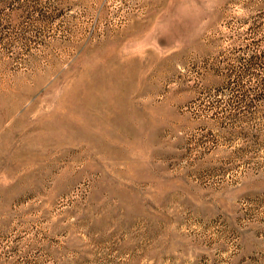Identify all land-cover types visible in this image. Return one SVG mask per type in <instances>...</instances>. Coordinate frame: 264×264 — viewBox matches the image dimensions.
<instances>
[{"label":"rangeland","instance_id":"1","mask_svg":"<svg viewBox=\"0 0 264 264\" xmlns=\"http://www.w3.org/2000/svg\"><path fill=\"white\" fill-rule=\"evenodd\" d=\"M0 264H264V0H0Z\"/></svg>","mask_w":264,"mask_h":264}]
</instances>
